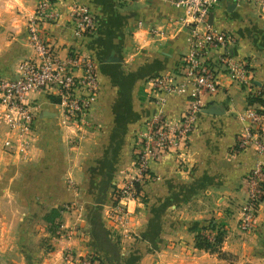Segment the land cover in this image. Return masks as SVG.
I'll use <instances>...</instances> for the list:
<instances>
[{
	"label": "crops",
	"instance_id": "obj_1",
	"mask_svg": "<svg viewBox=\"0 0 264 264\" xmlns=\"http://www.w3.org/2000/svg\"><path fill=\"white\" fill-rule=\"evenodd\" d=\"M39 2L0 0V76L17 78L21 62L34 57L27 26ZM73 4L94 14V36L75 38ZM57 7L63 16L44 26L45 36L62 58L77 50L95 60L99 99L82 125H69L55 93L30 94L35 130L24 154L5 149L18 137L0 106V204L21 214L3 231L24 234L30 264H75L65 260L67 248L103 264H264V203L254 230L240 229L258 155L254 148L238 151L237 144L245 127L241 116L255 100L219 77L220 89L207 97L206 109L219 113L199 114L185 163L172 155L151 161L156 179L144 201L130 203L133 234L125 238L110 220L113 190L134 173L135 143L155 112L148 80L173 70L188 52V32L177 23L183 14L171 0H60ZM209 23L236 36L233 54L249 65L256 85H264V13L223 1ZM152 27L161 33H151ZM189 101L169 95L168 117H180ZM3 219L10 223L8 214L1 213ZM211 221L224 226L223 256L197 246L199 230Z\"/></svg>",
	"mask_w": 264,
	"mask_h": 264
},
{
	"label": "built area",
	"instance_id": "obj_2",
	"mask_svg": "<svg viewBox=\"0 0 264 264\" xmlns=\"http://www.w3.org/2000/svg\"><path fill=\"white\" fill-rule=\"evenodd\" d=\"M223 1L251 4L264 13V0H171L183 14L177 23L180 29L188 32L189 49L173 70L147 82L149 93L156 99L155 112L135 143L134 173L113 190L109 213L113 226L121 229L125 238H131L133 234L130 203L144 201L146 187L156 179L150 171L151 161L172 155L179 163H185L184 155L189 150L198 116L207 109V97L218 93L221 76H227L255 100L241 116L245 127L237 144L238 151L254 148L258 155L249 174L248 200L240 219L243 233H250L255 228L264 203V85L257 86L249 65L233 54L236 36L209 23L213 11ZM59 2L40 0L27 26L34 57L21 62L17 78L0 76V106L7 111L9 126L12 131H17L18 137L17 142L5 143L9 152L17 150L24 154L29 149L28 139L35 130L32 110L37 107L29 101L30 94L55 93L61 100L63 115L69 125H82L99 99L100 80L95 60L77 50L62 58L57 45L45 36L44 26L59 22L63 16L57 7ZM70 15L76 39L96 34L97 20L87 7L73 4ZM139 27H143L142 23ZM149 30L155 35L161 33L155 27ZM213 52L219 54L217 61L211 60ZM169 95L190 98L187 109L177 119L168 117ZM65 208L71 210L73 205ZM203 234L211 243L215 241V230H206ZM64 258L75 264H100L94 256L77 257L69 248L65 250Z\"/></svg>",
	"mask_w": 264,
	"mask_h": 264
},
{
	"label": "rangeland",
	"instance_id": "obj_3",
	"mask_svg": "<svg viewBox=\"0 0 264 264\" xmlns=\"http://www.w3.org/2000/svg\"><path fill=\"white\" fill-rule=\"evenodd\" d=\"M4 190V187H0V197L3 195ZM20 206L21 205H18V207ZM0 207V214H8L10 216V223L9 221H6L4 219L0 220V264H30L31 260L26 255H24L21 244L24 234H22V232H19L16 236H12L9 234V232L7 233V231H3V228L5 227L6 229H8V231H10L12 222H14L12 219H15V215L19 217L21 216V214L19 212H16V210H11V205L7 207L4 201L2 204H0ZM14 207H16L15 204ZM56 228H58V226H56ZM53 231L55 236L59 238L60 234H58V229H54Z\"/></svg>",
	"mask_w": 264,
	"mask_h": 264
},
{
	"label": "trees",
	"instance_id": "obj_4",
	"mask_svg": "<svg viewBox=\"0 0 264 264\" xmlns=\"http://www.w3.org/2000/svg\"><path fill=\"white\" fill-rule=\"evenodd\" d=\"M116 188V187H115ZM224 228L223 225H218L214 221H211L208 223V225L202 227L199 230V233L197 235V246L200 249L209 251L211 253H218L221 256H223V253L221 251V245L223 243L225 232L222 230ZM206 230H215L216 231V237L214 242L208 241V239L204 236L203 232ZM97 259V258H96ZM98 260V259H97ZM99 261V260H98ZM100 264H103L99 261Z\"/></svg>",
	"mask_w": 264,
	"mask_h": 264
},
{
	"label": "water",
	"instance_id": "obj_5",
	"mask_svg": "<svg viewBox=\"0 0 264 264\" xmlns=\"http://www.w3.org/2000/svg\"><path fill=\"white\" fill-rule=\"evenodd\" d=\"M206 112H207V113H210V114H218V113H219V111L216 110V109L207 110Z\"/></svg>",
	"mask_w": 264,
	"mask_h": 264
}]
</instances>
